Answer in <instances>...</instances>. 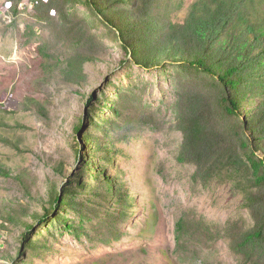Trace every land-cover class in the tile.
<instances>
[{
	"label": "rangeland",
	"instance_id": "rangeland-1",
	"mask_svg": "<svg viewBox=\"0 0 264 264\" xmlns=\"http://www.w3.org/2000/svg\"><path fill=\"white\" fill-rule=\"evenodd\" d=\"M130 57L84 0H0V164L13 172L0 175V208L13 203L32 225L27 249L22 227L0 211V264L17 254V264H246L232 235L260 218L264 185L254 181L246 194L226 178L204 183L182 161L176 100L211 97V80L170 66L145 69ZM95 167L122 183L131 211L105 201L110 195L88 172ZM70 178L92 194L71 190L77 209L45 215L49 187L60 191ZM180 219H202L210 231L179 245Z\"/></svg>",
	"mask_w": 264,
	"mask_h": 264
},
{
	"label": "trees",
	"instance_id": "trees-1",
	"mask_svg": "<svg viewBox=\"0 0 264 264\" xmlns=\"http://www.w3.org/2000/svg\"><path fill=\"white\" fill-rule=\"evenodd\" d=\"M182 2L167 0L168 10L163 11L162 0H84L137 66L186 69L211 80V97L191 92L176 100L175 123L182 136V161L195 168L196 180L208 183L226 178L248 194L247 186L252 187L254 181L264 185V0H191L185 7ZM84 63L87 61L81 65ZM65 78L81 87L84 82L74 76ZM81 129L80 120L74 130ZM102 171L95 167L88 172L110 195L105 194V201L115 200L122 213L125 209L131 211L122 183L104 177ZM12 173L0 164V175L6 180L13 179ZM14 179L25 188L21 177ZM87 189L92 194V188L82 179L70 178L60 191L49 187L41 207L45 215L77 209L72 199L80 196L71 190L82 196ZM22 192L29 194L27 188ZM1 205V218L22 227L20 243L31 249L32 225L25 220V212L15 210L10 202ZM150 206L155 208L156 204L151 202ZM208 231L202 219L190 223L180 219L176 242L180 245L184 237ZM232 246L246 264H264L260 262L264 211L251 227L232 235ZM11 261L22 263V258L17 254Z\"/></svg>",
	"mask_w": 264,
	"mask_h": 264
}]
</instances>
